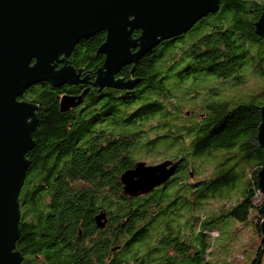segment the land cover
I'll use <instances>...</instances> for the list:
<instances>
[{
    "label": "trees",
    "instance_id": "1",
    "mask_svg": "<svg viewBox=\"0 0 264 264\" xmlns=\"http://www.w3.org/2000/svg\"><path fill=\"white\" fill-rule=\"evenodd\" d=\"M263 12L264 0H220L216 14L187 34L161 42L137 61L134 71L131 65L118 73V79L136 83L132 89L93 85L105 61L98 53L106 39L102 32L82 40L67 60L89 78L88 84L41 83L26 91L20 100L38 110L34 147L26 156L30 165L19 195L15 250L23 255L21 264H202L210 250L206 237L228 217L254 225L259 245L251 264H264L259 212L264 197L258 189L264 149L257 139L264 92L255 96L260 103L234 108L230 102L211 104L196 115L195 123L171 118L178 110L175 87L193 75L238 84L245 83L247 69L264 76V37L255 29ZM140 34L136 31L133 37ZM64 95H83L82 103L61 112ZM161 129L165 133L151 135ZM145 137L149 139L143 142ZM167 139H172L168 149L187 144V154L194 158L214 159L225 153L209 178L192 180L197 171L182 155L171 159L182 160L178 167L183 164L185 171L180 177L175 173L147 195L125 194L122 174L139 162L137 155L156 153ZM240 179L244 188L235 203L223 204L209 217L187 220L191 227L199 224L200 240L187 243L172 233L153 237L160 219H166L162 225L170 231L168 215L204 210L211 201L228 199L231 194L226 193L236 190ZM100 213L106 214L104 228L95 220ZM169 250L175 256L167 255ZM155 254L161 255L153 259Z\"/></svg>",
    "mask_w": 264,
    "mask_h": 264
},
{
    "label": "water",
    "instance_id": "2",
    "mask_svg": "<svg viewBox=\"0 0 264 264\" xmlns=\"http://www.w3.org/2000/svg\"><path fill=\"white\" fill-rule=\"evenodd\" d=\"M220 9V0H0V264H21L19 195L34 147L32 134L38 107L22 101L28 89L41 83L54 87L86 85L88 77L67 60L84 39L106 33L98 53L105 56L94 86L100 89H132L133 81L118 73L135 64L161 42L191 31ZM264 37V12L255 24ZM140 31V37L133 34ZM61 67L59 68V66ZM85 92L83 93V95ZM82 96L64 95L61 112L82 103ZM257 139L264 149V103ZM182 162L164 160L155 165L143 161L121 176L128 196L147 195L165 185ZM264 197V166L258 174ZM261 234L264 237V203ZM104 228L106 214L95 218Z\"/></svg>",
    "mask_w": 264,
    "mask_h": 264
},
{
    "label": "rangeland",
    "instance_id": "3",
    "mask_svg": "<svg viewBox=\"0 0 264 264\" xmlns=\"http://www.w3.org/2000/svg\"><path fill=\"white\" fill-rule=\"evenodd\" d=\"M186 40H190V35L187 36ZM243 75L245 76L244 84L235 83L232 79L224 81L216 76L206 74L191 76L186 82L174 89L173 95L178 110L173 111L171 115L173 122L195 123L198 120L196 115H200L211 104L230 102L233 104L231 108H234L240 104L262 102L261 99H255V96L264 92V76L254 75L250 69L245 70ZM174 85L172 82L169 84L170 87ZM192 113H195V116H190ZM185 115L190 116L186 121L181 119ZM165 131L161 129L151 135L165 133ZM146 139H149V137H145L143 142ZM171 142L172 139H167L158 145L156 153L146 155L143 152L135 158L138 159L137 161H143L147 165H155L163 160H171L174 157L186 155L189 164L197 171V175H194L192 180H203L215 174L218 164L225 153L223 151L217 153V157L214 159L194 158L187 154V144L183 146L179 142L172 149H168ZM182 148L184 150L187 149V152L183 151ZM243 188L244 181L240 179L236 184V190L226 193L227 196L231 194L228 199L211 201L210 204L205 206L204 210L183 212L181 215H168L166 218L168 222L170 221V231L166 230L162 225L166 219H160L159 223L161 222L162 224L152 232L153 237L158 234L168 237L172 233V237H181L187 243L197 242L201 236L200 226L198 224L191 227L192 223H187V220L192 219V217L201 219L209 217L211 212L219 210L223 204L235 203V199L241 196ZM214 230L206 237L210 250L202 264H251L259 245V235L252 223H241L228 217L217 223L214 226ZM154 242L155 239L153 238L152 244ZM160 255L155 254L151 257L156 259ZM167 255L175 256V253L169 250Z\"/></svg>",
    "mask_w": 264,
    "mask_h": 264
},
{
    "label": "flooded vegetation",
    "instance_id": "4",
    "mask_svg": "<svg viewBox=\"0 0 264 264\" xmlns=\"http://www.w3.org/2000/svg\"><path fill=\"white\" fill-rule=\"evenodd\" d=\"M61 67V65L59 66V68ZM175 162V161H174ZM185 171V168H184V165L183 164H181L179 167H178V169H177V171H176V175L174 176V177H180L181 175H182V173ZM174 177H172V178H174Z\"/></svg>",
    "mask_w": 264,
    "mask_h": 264
}]
</instances>
